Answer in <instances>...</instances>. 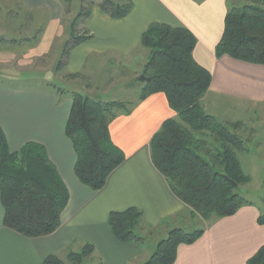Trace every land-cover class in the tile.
Wrapping results in <instances>:
<instances>
[{
    "label": "crops",
    "instance_id": "1",
    "mask_svg": "<svg viewBox=\"0 0 264 264\" xmlns=\"http://www.w3.org/2000/svg\"><path fill=\"white\" fill-rule=\"evenodd\" d=\"M133 2L132 13L123 20H113L96 7L86 25L94 39L75 48L66 70L58 72L61 51L69 38V27L63 24L64 17L71 16L66 3L0 0V14L8 11L11 15L7 18L19 22L12 32L26 35L24 40L1 35L0 127L12 152L27 143L44 146L70 193L60 229L39 239L25 238L4 226L0 194V264H43L50 255L67 261L68 252H78L84 244L95 247V260L101 264H140L145 248L117 241L108 228L110 214L137 208L149 226L163 229L167 235L184 224L185 219L179 216L186 218L188 213L150 154L154 135L167 120L177 116L166 96L156 94L138 103L139 95L122 101L138 103L110 127L112 140L125 153L126 161L111 174L102 191L94 192L77 178L76 152L66 136L72 97L47 86L54 84L58 75L85 74L88 66L106 67L110 58H129L142 51V36L152 24H165L184 27L197 38L194 58L212 75L210 91L202 100L207 114L232 122L226 118L236 114L239 107L264 104V66L216 57L225 30L228 0ZM39 30V41H25ZM55 50L59 55L52 67L46 69L44 63L38 67ZM131 85L134 88L135 84ZM103 97L105 101H116L109 94ZM262 213L263 206L252 204L232 217L210 223L195 244L179 247L175 264H248L264 246V226L258 223Z\"/></svg>",
    "mask_w": 264,
    "mask_h": 264
},
{
    "label": "trees",
    "instance_id": "2",
    "mask_svg": "<svg viewBox=\"0 0 264 264\" xmlns=\"http://www.w3.org/2000/svg\"><path fill=\"white\" fill-rule=\"evenodd\" d=\"M62 1L70 13L72 0ZM227 3L225 30L216 57L264 66V0H244L243 5L237 6ZM96 7L113 20H123L132 13L134 2L85 1L70 23L69 38L63 45L56 71L66 70L72 51L94 39L86 25ZM41 33L39 30L25 41L37 42ZM197 43L194 34L184 27L152 24L145 31L141 46L149 51V56L142 70L146 81L138 103L152 95L166 96L177 116L167 120L152 138V162L172 192L187 206L190 223L199 219L210 224L252 205L237 192L240 186L251 183L252 177L245 173L241 161V155L249 151L243 137L247 132L245 123L222 122L204 110L202 100L210 91L212 75L194 58ZM67 77L83 79L84 75ZM47 86L59 94H69L54 84ZM69 95L72 107L66 136L76 152L75 173L84 186L100 192L111 174L126 161L125 153L112 140L111 124L138 103L97 100L81 92ZM0 194L4 226L28 239L55 234L70 202L68 187L45 147L27 143L12 152L1 127ZM184 216L179 218L184 220ZM258 223L264 226V213ZM108 228L117 241L142 248L159 234L165 235L149 226L137 208L111 213ZM205 231L171 229L144 264H175L179 247L195 244ZM95 252L93 245L84 244L78 252L69 251L67 261L50 255L43 264H96ZM248 264H264V246Z\"/></svg>",
    "mask_w": 264,
    "mask_h": 264
},
{
    "label": "rangeland",
    "instance_id": "3",
    "mask_svg": "<svg viewBox=\"0 0 264 264\" xmlns=\"http://www.w3.org/2000/svg\"><path fill=\"white\" fill-rule=\"evenodd\" d=\"M85 1L92 0H72L70 6L71 16L64 17L63 24L65 28H68L72 22V18L78 15L81 7ZM231 3L237 5H243L244 0H228ZM10 12L3 10L0 14V39L1 35L5 34L8 39H22L26 35H17L12 32V28L16 27L19 22L7 18ZM14 41V40H13ZM12 41V42H13ZM142 51H136L129 58H110V64L106 67H87L83 79H72L67 76L63 77L58 75L54 80V85L57 88L62 89L70 93L81 92L94 97L97 100H103L104 94L114 98L116 101L130 100L139 96L142 92V82H137L138 77L142 76V69L147 59V49L141 47ZM59 52L56 50L42 59L39 62L38 67L42 63L46 65V69L51 68L55 63ZM90 64H93L91 62ZM64 74V73H63ZM132 83L135 84L134 88ZM29 87H33L30 85ZM227 121L243 122L247 126V132L243 134L244 139L247 142L248 152L241 155V161L246 174L252 177V182L247 185H242L237 189V192L248 202L264 207V104L263 105H250L246 107H239L238 112L231 117L226 118ZM190 217L186 215L185 222L182 224L186 231H194L199 229H205L207 224L205 221L195 220L190 223ZM163 229L160 230L162 232ZM163 233V232H162ZM164 234V233H163ZM167 238V235L160 234L154 238L150 244L148 243L145 248L146 255L142 259L140 264H144L150 259L156 250V247L160 241ZM98 264V261L95 260ZM134 264H139L135 262Z\"/></svg>",
    "mask_w": 264,
    "mask_h": 264
},
{
    "label": "water",
    "instance_id": "4",
    "mask_svg": "<svg viewBox=\"0 0 264 264\" xmlns=\"http://www.w3.org/2000/svg\"><path fill=\"white\" fill-rule=\"evenodd\" d=\"M139 81L143 83V82L146 81V78H145L144 76H141V77L139 78Z\"/></svg>",
    "mask_w": 264,
    "mask_h": 264
}]
</instances>
